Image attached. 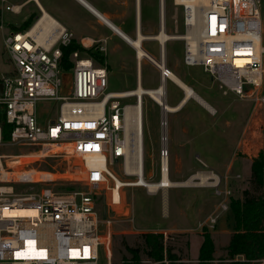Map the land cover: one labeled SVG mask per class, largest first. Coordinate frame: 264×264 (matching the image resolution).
Returning a JSON list of instances; mask_svg holds the SVG:
<instances>
[{
  "label": "built area",
  "instance_id": "1",
  "mask_svg": "<svg viewBox=\"0 0 264 264\" xmlns=\"http://www.w3.org/2000/svg\"><path fill=\"white\" fill-rule=\"evenodd\" d=\"M179 5L184 63L203 66L223 95L234 94L254 107H264V0H210L208 4L181 0ZM0 11L16 13L19 8L0 0ZM4 24L2 18L0 28ZM73 39L74 33L48 14L40 15L28 29H9L3 38L12 66L0 73V149L14 145L27 151H0V264H98L104 247L111 259L112 220L103 218L100 194L108 197L109 191L110 203L117 205L122 201L121 189L127 186L118 187L110 165L122 159L125 174L147 180L144 104L146 96L155 99L129 90L109 91L107 65L79 51L71 56L72 70H63L62 46ZM98 47L107 51L104 41ZM163 51L161 45L160 60ZM166 75L160 71L157 88L164 81L166 87L170 79ZM157 95L168 104L167 87L163 96ZM43 100L59 104L60 111L45 125L40 124L37 108ZM155 102L163 113L162 181L165 171L170 178L167 114L174 111ZM211 179L218 201L215 210L198 223L200 228L214 227L231 205L228 176L216 174ZM69 181L82 187L57 185ZM202 182L200 175L196 183L205 185ZM140 186L150 193L161 191L165 203L174 185L166 190L158 185L154 191ZM17 209L34 212L14 213Z\"/></svg>",
  "mask_w": 264,
  "mask_h": 264
},
{
  "label": "rangeland",
  "instance_id": "2",
  "mask_svg": "<svg viewBox=\"0 0 264 264\" xmlns=\"http://www.w3.org/2000/svg\"><path fill=\"white\" fill-rule=\"evenodd\" d=\"M167 14V28L172 34L183 33L182 7L174 3V0H165ZM161 0H157L160 6ZM143 14L146 23L158 21L159 10L152 3V0H144ZM5 21L4 28H0V73L7 72L12 66L10 57L4 46V35L13 26H20L23 23V15H15L9 11L1 13V19ZM13 24V25H12ZM117 41V40H116ZM113 47V42L110 48ZM153 57L160 59L161 49L157 41H146L144 44ZM131 51V50H130ZM166 63L185 83L190 85L204 100L215 108L212 113L209 109L201 106L199 102L192 99L183 110L170 112L168 117V134L170 157V178L172 175L173 154L182 150V142L189 136L187 148L191 151L193 158L197 154L205 164H201L205 171H213L223 178L224 174L214 170L228 172V184L232 189V198L238 199L243 196L244 190L255 193L254 182L251 177V159L264 149V107L254 103L238 99L234 94L223 95L221 90L212 81L211 74L206 72L203 66H187L184 63V42L183 40H170L166 46ZM132 53H136L132 50ZM107 61V62H106ZM101 63H109V91H122L135 88L138 74L137 60L127 64L128 70L121 67V52L111 51L100 59ZM143 86L145 88H157L161 83L160 70L148 59L141 62ZM72 74V73H71ZM185 96L184 90L172 79L167 81V103L170 106L177 105ZM133 102L134 99H127ZM38 114L40 124L45 125L48 120L58 118L59 104L54 101H39ZM188 112L189 119L185 118ZM162 108L149 96L145 97L144 104V149H145V177L149 181L160 179V147L162 146ZM189 128V133L185 129ZM184 130V133H183ZM1 152L17 154L27 151V148H20L14 145L0 149ZM47 166V165H46ZM65 163H61L64 168ZM215 166V167H214ZM110 168L123 180H136L134 174L123 172L122 159L110 165ZM179 178V177H178ZM196 182L197 179H194ZM209 181H213L210 179ZM112 185V182L110 183ZM63 189L82 187L80 182H60L57 184ZM176 188L171 187L168 191L167 209L163 202L162 193H150L143 186L123 187L122 201L111 204L109 201L110 192L107 191V218L112 220L111 232V259L105 247L100 248L98 264H125L132 263L134 252L126 247L138 248L142 246L144 233H164L166 245L172 247L173 252L183 259L176 261L189 264L198 263V254L203 242V234L210 233L215 243V256L217 258L227 255V245L230 240L233 220L231 210L221 213L217 224L214 227L205 226L200 228L198 223L205 220L208 214L215 210L218 197L214 194L212 185H202L201 188ZM186 191L199 195L200 202L193 206L185 215L174 213L173 201L177 203L189 197L193 202L196 198L191 193L180 194ZM103 192L100 194V198ZM180 194V195H178ZM101 207L102 203L100 201ZM184 204V203H183ZM174 229H162L165 226H174ZM144 264H170L165 255L162 260L150 259L143 251L141 252ZM218 259L212 264H221Z\"/></svg>",
  "mask_w": 264,
  "mask_h": 264
},
{
  "label": "crops",
  "instance_id": "3",
  "mask_svg": "<svg viewBox=\"0 0 264 264\" xmlns=\"http://www.w3.org/2000/svg\"><path fill=\"white\" fill-rule=\"evenodd\" d=\"M143 2L144 0H7V3L14 5L19 8L18 12H11L15 15H23V23L20 26H13L12 29L24 30L35 23L37 18L42 14H48L53 17L68 30L74 33V39L88 48H93L98 54L106 56L108 52L114 54L121 52V67L128 70L127 64L134 58L137 60V69L139 59L137 58V51L132 45L133 39H138L140 35H143L142 45L146 41L155 40L160 45L159 40L153 39L152 37L162 31V6L157 3V0H152V3L159 10L158 21L146 23L143 14ZM166 2V1H165ZM167 7V4H166ZM13 25V24H12ZM166 31L171 33L167 28V14L165 21ZM117 40V41H116ZM180 40V39H172ZM106 44L107 51L103 52L99 50V45ZM113 42V47L110 48V44ZM169 42V41H168ZM166 43V46L168 44ZM145 49V47H144ZM131 50V51H130ZM135 51V54L132 53ZM147 53L153 57V55L147 50ZM166 51V47H165ZM167 54V52H166ZM89 56V55H88ZM147 58V57H146ZM145 58V59H146ZM155 58V57H153ZM156 59V58H155ZM161 59V57H160ZM157 59V60H160ZM167 59V57H166ZM144 59L142 60V62ZM107 62V61H106ZM96 63H99L96 61ZM107 63V67H108ZM109 69V67H108ZM110 71V69H109ZM138 71L136 81L137 85L142 84L143 79ZM135 87V88H136ZM167 87V84H166ZM134 89V88H131ZM194 98L185 100L184 97L177 104L179 110H183L184 106ZM195 100V99H194ZM198 102V101H197ZM201 106V103H199ZM175 105V106H177ZM205 107V106H204ZM188 112L184 115L185 118L189 119ZM184 134L189 133V128L185 129ZM189 136H186L182 142V150L178 153L173 154L172 161V175L175 179H170L178 185H174L176 188H201V184L196 183L194 179H198L201 173H205V168L200 166V163L205 164L204 160H201L197 154L196 158H193L191 151L186 147L189 143ZM206 165V164H205ZM215 167V166H214ZM216 172L226 174L228 176L227 169L223 172L215 167ZM171 175V174H170ZM179 177V178H178ZM194 178V179H192ZM192 179L193 182L190 184H181L184 181ZM192 194L195 196V200L192 202L189 197L182 201V204L177 203V198L174 199L173 207L174 213L185 215L188 210H191L193 206H197L200 202V197L197 194L186 191L180 193L184 195ZM178 194V195H180ZM243 197V196H242ZM240 197V198H242ZM168 201V199H167ZM184 203V204H183ZM174 226L161 227L162 229H174Z\"/></svg>",
  "mask_w": 264,
  "mask_h": 264
},
{
  "label": "trees",
  "instance_id": "4",
  "mask_svg": "<svg viewBox=\"0 0 264 264\" xmlns=\"http://www.w3.org/2000/svg\"><path fill=\"white\" fill-rule=\"evenodd\" d=\"M1 16V11H0ZM27 27L26 29H28ZM63 55L61 66L66 72L73 68L71 56L74 51L92 57L95 61L104 59L93 48H88L73 39L68 45L62 46ZM100 64H106L101 63ZM107 65V64H106ZM8 126L5 127V138H8ZM251 177L255 193L244 190L242 198L231 199V218L233 220L231 236L226 247L227 255L217 258L215 256V243L210 233L203 234V242L199 249L197 264H212L214 260H219L221 264H264V149L251 159ZM128 250L134 252L132 263L144 264L141 252L150 259L162 260L165 255L171 261L170 264H177L176 261L183 259L173 252L172 247L166 245L164 233H144L141 247ZM178 264H189L179 262Z\"/></svg>",
  "mask_w": 264,
  "mask_h": 264
},
{
  "label": "bare ground",
  "instance_id": "5",
  "mask_svg": "<svg viewBox=\"0 0 264 264\" xmlns=\"http://www.w3.org/2000/svg\"><path fill=\"white\" fill-rule=\"evenodd\" d=\"M201 1L203 3L208 4L210 0H198ZM181 0H174L175 4H180ZM161 6H162V31H160L159 33L155 34L152 38L153 39H157L160 41V43H162L163 45V57L162 60H157L155 58H153L151 55H149L147 53V51L144 49L143 45H142V40L144 39L143 35H140L138 39H133L131 41L132 45L135 47L136 51H137V58L139 59V64H138V71L141 72V62L143 59H148L150 62H152L161 72L163 73H167V77H169L170 79H172L178 86H180L185 93L184 99H190V98H194L196 101H198L199 103H201L202 105H204L207 109H209L212 113H214L215 108H213V106L211 104H209L206 100H204L190 85H188L187 83H185L174 71H172L166 63V51H165V47H166V43L172 39H182L181 34H172L166 31L165 28V21H166V5H165V0H161ZM165 81L162 83L160 88H145L143 86V84H140L139 86H137L134 89H130V94H139V95H143V94H149L151 95L155 101H157L158 103H161L163 106L166 105L167 106V110L170 111H177L179 109V106H170L168 104H166L164 102V98L160 97L158 94H161L162 96L165 94ZM133 169L134 171L139 172V168H134V167H129V170ZM203 177V182L202 184H207V185H212L213 182L209 181L211 178H213L214 176L216 177V173L213 171H206L205 173H201L200 174ZM116 179H117V185L118 187L121 185H125L127 187L129 186H140V185H147L149 187V191H154V189H156V187L158 185H162L165 187V190L167 188L168 185H178V183H174V181L170 180L168 173L165 171L164 173V178L159 181H149V180H145L143 178L140 179H136V180H123L121 179L119 176L116 175ZM194 179V178H192ZM187 180L184 181L183 185L185 184H190L193 182V180ZM116 192V198H118V194H119V190L116 188L115 190ZM165 209H167V195L165 198ZM33 210H29V209H17L16 211H14V213H19V214H30L33 213Z\"/></svg>",
  "mask_w": 264,
  "mask_h": 264
},
{
  "label": "water",
  "instance_id": "6",
  "mask_svg": "<svg viewBox=\"0 0 264 264\" xmlns=\"http://www.w3.org/2000/svg\"><path fill=\"white\" fill-rule=\"evenodd\" d=\"M0 93H2V84L0 85ZM100 201L102 203L103 218L105 219L107 217V204H106V196H105L104 192H103V194H102V196L100 198Z\"/></svg>",
  "mask_w": 264,
  "mask_h": 264
}]
</instances>
